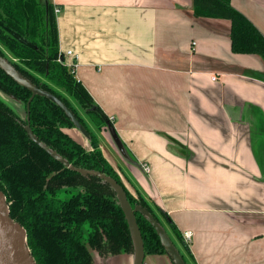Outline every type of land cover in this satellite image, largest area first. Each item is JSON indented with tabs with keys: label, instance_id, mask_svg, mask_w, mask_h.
Returning a JSON list of instances; mask_svg holds the SVG:
<instances>
[{
	"label": "crops",
	"instance_id": "obj_1",
	"mask_svg": "<svg viewBox=\"0 0 264 264\" xmlns=\"http://www.w3.org/2000/svg\"><path fill=\"white\" fill-rule=\"evenodd\" d=\"M41 1L109 119L91 130L130 194L191 232V264H264V60L232 52L230 20L195 16L192 0ZM230 4L264 35V0ZM92 255L134 264L133 253ZM142 264L175 263L154 253Z\"/></svg>",
	"mask_w": 264,
	"mask_h": 264
},
{
	"label": "trees",
	"instance_id": "obj_2",
	"mask_svg": "<svg viewBox=\"0 0 264 264\" xmlns=\"http://www.w3.org/2000/svg\"><path fill=\"white\" fill-rule=\"evenodd\" d=\"M192 9L195 16L229 19L232 52L256 54L264 60L263 33L230 0H192ZM0 56L39 90L59 99L83 126L89 143L84 147L67 133L75 124L65 110L44 94L32 97L31 90L0 65V90L21 101L25 109L20 116L0 99V191L5 195L9 217L25 229L26 246L36 264H93L91 250L103 260L134 253V242L114 188L97 175L82 174L53 158L30 137L28 124L33 136L68 164L113 178L123 187L131 206L145 208L167 233L153 210L157 206L130 194L69 99L86 109L98 129L109 124L107 115L75 78L73 67L57 60L53 4L0 0ZM157 211L188 251L175 224ZM135 219L144 254H168L147 216L136 211Z\"/></svg>",
	"mask_w": 264,
	"mask_h": 264
},
{
	"label": "water",
	"instance_id": "obj_3",
	"mask_svg": "<svg viewBox=\"0 0 264 264\" xmlns=\"http://www.w3.org/2000/svg\"><path fill=\"white\" fill-rule=\"evenodd\" d=\"M0 65L5 68L17 81L26 86L32 92V97L36 93L44 94L48 96L51 100H53L56 104H58L63 110L66 111L68 116L72 119L75 124V127L79 129L81 133L86 136V132L83 129V126L79 123V121L73 116L69 109L56 97L53 95L43 92L39 90L33 83L23 77L20 73H18L4 58L0 56ZM31 97V98H32ZM31 98L28 100L26 104L27 110V120L29 113V103ZM30 137L38 143L43 149H45L53 158L62 162L65 166L76 170L82 174L91 173L103 178L107 181L116 191L120 205L125 213V216L128 221V225L131 231L132 239L134 242V264H142L144 249H143V241L141 237V233L139 227L137 225L135 219V212L140 211L153 224L155 229L157 230L163 244L165 245L168 254L172 258L175 264H185L178 250L170 240L169 236L165 232V230L159 225V223L150 215V213L139 205L134 207L131 206L130 202L127 199L126 193L123 187L117 183L113 178L108 177L100 172L96 171H87L80 168H76L71 164H68L64 159L56 155L54 152L49 150L43 144H41L32 134L29 124L26 127ZM6 210V211H5ZM0 264H36L34 259L29 253V250L26 246V233L25 229L18 222H14L8 214V207L6 204L5 195L2 191H0Z\"/></svg>",
	"mask_w": 264,
	"mask_h": 264
},
{
	"label": "rangeland",
	"instance_id": "obj_4",
	"mask_svg": "<svg viewBox=\"0 0 264 264\" xmlns=\"http://www.w3.org/2000/svg\"><path fill=\"white\" fill-rule=\"evenodd\" d=\"M40 2H43V1H41V0H39ZM45 3V5H47V3L46 2H44ZM5 50V49H4ZM5 52V54L9 57V58H12V55H10V53L7 51V50H5L4 51ZM63 57H58L57 58V60L58 61H60V62H62V61H64L65 62V60H64V58L62 59ZM12 60H15L14 58H12ZM66 64V63H65ZM40 78H42V77H40ZM42 80H43V78H42ZM4 95V96H3ZM0 99L5 103V104H7L8 106H10L17 114H19L20 116H23L24 115V111H25V109H24V105H23V103L21 102V101H19V100H17V99H15V98H13L12 96H10V95H8V94H6V93H4L3 91H1L0 90ZM4 99H5V101H4ZM70 100H72V102L77 106L76 108L78 109V112L83 116V118L85 119V121L87 122V124H88V126L90 127V129L91 128H93V127H95V125L93 124V122H92V120L90 119V116L85 112V110L86 109H84V108H82L81 106H79V104L74 100V99H71V97L69 98ZM93 125V126H92ZM108 125V124H107ZM71 131H73V130H79L78 128H76V127H72V128H69ZM81 133V132H80ZM82 134V135H81ZM80 135L81 136H83L85 139H87V137L83 134V133H81ZM73 136V135H72ZM80 137V136H79ZM75 138V137H74ZM88 148V147H87ZM132 195V194H131ZM64 196L65 197H67L68 196V193L67 194H64ZM133 196V195H132ZM135 199H137V198H139V196H137V195H135V196H133ZM154 210V212L156 213V215L158 216V218L160 219V221H161V224H163V222L165 223V221H164V219L162 218V216L159 214V212L156 210V209H153ZM149 212V211H148ZM151 215V214H150ZM165 228V227H164ZM168 228V227H167ZM166 229V228H165ZM166 231H168V232H170V230L169 229H166ZM167 232V233H168ZM171 234V233H170ZM174 237V236H173ZM174 239L176 240L177 238L176 237H174ZM177 241V240H176ZM178 242V241H177ZM174 244V243H173ZM185 244L187 245V243L185 242ZM175 245V244H174ZM188 248V247H187ZM178 250V249H177ZM186 251V252H185ZM91 252H92V254H96V252L94 251V250H91ZM178 252H179V254H182L183 255V257L185 258V260L187 261V263L188 264H191V260L192 259H190L189 258V254H188V251H187V249L182 245V243H181V249L180 250H178Z\"/></svg>",
	"mask_w": 264,
	"mask_h": 264
},
{
	"label": "built area",
	"instance_id": "obj_5",
	"mask_svg": "<svg viewBox=\"0 0 264 264\" xmlns=\"http://www.w3.org/2000/svg\"><path fill=\"white\" fill-rule=\"evenodd\" d=\"M54 11L57 12L58 10L55 9ZM59 56L60 57H63V58H64V56H71V57H75L76 58V56L73 54L72 50H66L63 54L59 52ZM66 65L69 66V67H73L74 68L75 63L74 62H71V63L66 64ZM212 80H215V77H212ZM182 237H183V240L185 242H189L190 239H191V232H184L183 235H182Z\"/></svg>",
	"mask_w": 264,
	"mask_h": 264
},
{
	"label": "bare ground",
	"instance_id": "obj_6",
	"mask_svg": "<svg viewBox=\"0 0 264 264\" xmlns=\"http://www.w3.org/2000/svg\"><path fill=\"white\" fill-rule=\"evenodd\" d=\"M6 211V210H5Z\"/></svg>",
	"mask_w": 264,
	"mask_h": 264
}]
</instances>
